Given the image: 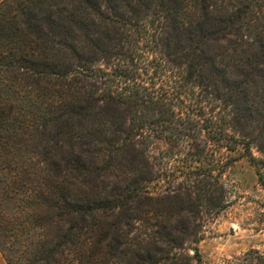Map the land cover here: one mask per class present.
Here are the masks:
<instances>
[{"label": "trees", "instance_id": "trees-1", "mask_svg": "<svg viewBox=\"0 0 264 264\" xmlns=\"http://www.w3.org/2000/svg\"><path fill=\"white\" fill-rule=\"evenodd\" d=\"M217 2H2L0 247L5 255L6 248L16 251L14 257L6 255L8 264L177 263L174 258L184 247L171 230L186 233L187 226L182 224L163 225L161 231L145 234L146 245L134 243V249L127 245L118 251L125 244V232L154 213L147 205L150 199L143 195L144 174L127 184H102L103 193L79 188L89 168L97 175L109 172L135 135L158 122H173L175 117L172 111L164 118L171 109V92L160 94L146 81H137L129 68L110 72L96 63L111 56L133 61L134 50L127 44L130 39L136 41L133 35L147 25L143 17L155 14L156 45L177 70L184 69L185 82H178L173 91L182 93L184 84H190L192 89L212 87L217 97L224 96L227 107H232L227 121L241 131L248 149L250 121L259 116L264 124V84L259 85L262 93L256 101L250 97L251 86L264 79V33L247 34L256 49L245 56L244 63L238 62L242 69L233 68L224 60L228 46L221 51L211 42L227 38L234 52L236 38L243 37L239 27L246 10ZM249 27L245 25L246 30ZM220 85L228 91L223 92ZM155 112L161 117L155 119ZM202 120L199 117L196 125ZM73 138L81 140L77 152ZM66 143L69 153L64 161H74L72 173H64L61 158L56 157L55 150ZM129 160L133 163L132 157ZM72 184L79 187L73 189ZM255 255L247 264H264V254ZM254 259L258 262L252 263Z\"/></svg>", "mask_w": 264, "mask_h": 264}, {"label": "rangeland", "instance_id": "rangeland-1", "mask_svg": "<svg viewBox=\"0 0 264 264\" xmlns=\"http://www.w3.org/2000/svg\"><path fill=\"white\" fill-rule=\"evenodd\" d=\"M3 1L0 0V5ZM216 1L217 5L227 6L228 3L233 4L235 7L229 6L234 9L246 10L242 15L245 19L243 25L239 27L243 37L236 38L234 52L227 38L211 42L221 51L228 46L224 50V60L233 68L242 69L245 56L256 49L255 42L247 34L255 36L264 33V0ZM143 22L147 25L132 37L137 40L130 39L127 44L134 50L133 61L111 56L100 59L96 66L100 65L110 72L129 68L138 77L137 81H146L160 94L171 92L172 97L168 98L171 109H167V114L164 112V118H169L175 111L173 122L167 119L164 124L158 122L156 126L150 125L143 134L133 137L131 145H128L129 150L118 155L115 161L118 165H114L109 172L97 175L89 168L86 181L78 183L81 187L75 184L71 186L73 189L79 187L103 193L106 183L127 184L136 176H146L143 195L150 199L147 205L154 213L145 215L125 232V244L121 245L119 252L127 245L134 249V243L146 245L145 234L161 231L163 225L182 224L187 226L186 233L171 230L172 236L184 247L178 250L179 255L174 258L176 264H247L255 254H264V124L259 121V116L251 120L250 125L247 124L250 143L247 149L241 139V131L227 121L232 107H227L222 100L224 96L217 97L212 87L206 90L202 87L192 89L190 84H184L180 91L182 93L173 91L178 82H185L182 75L184 69L177 70L165 57L159 44L156 45L155 38L159 37H155V14L145 15ZM248 23L250 27L246 30ZM263 80H257V87L251 86L252 100L260 97L262 90L259 85L264 84ZM221 88L223 92L228 91ZM127 109L124 106V110ZM158 114L155 112L152 116L157 119L161 117ZM199 117L203 120L196 125ZM73 141L71 143H75L77 152L81 140L73 138ZM68 144L55 150L56 157L62 159H59V163L64 173L74 170V161H64L68 158ZM131 157L133 163H130ZM131 167L136 171H131ZM121 228L127 230L123 224ZM157 245L168 247L160 242ZM151 246L155 248V243L152 242ZM195 248L198 249L197 253ZM5 252L9 257L16 255V251L8 248ZM6 255L0 247V264H8ZM251 262L257 263L258 260ZM158 264L173 263L161 260Z\"/></svg>", "mask_w": 264, "mask_h": 264}]
</instances>
